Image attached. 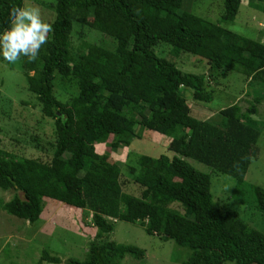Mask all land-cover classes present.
I'll list each match as a JSON object with an SVG mask.
<instances>
[{
	"label": "trees",
	"instance_id": "16d2710c",
	"mask_svg": "<svg viewBox=\"0 0 264 264\" xmlns=\"http://www.w3.org/2000/svg\"><path fill=\"white\" fill-rule=\"evenodd\" d=\"M242 1L223 0L220 22H212L184 7L185 0H54L48 43L35 62L24 57L19 65L42 112L54 120L51 158L16 157L0 148V188L22 193L3 208L29 222L40 218L46 200L90 212L95 239L84 259L69 257L65 264L142 259L145 250L136 245L98 241L113 230L111 220H142L147 233L189 248L179 264H264V231L220 205L211 192L210 173L193 164L217 167L242 182L259 151L257 121L251 118L256 106L242 111L230 104L213 122L194 117L184 94L189 89L193 101L209 102L213 92L208 82L230 71L248 76L264 93V43L222 24L234 20ZM249 1L264 12V0ZM13 5H23V0H0V31L9 26ZM74 22L116 40L115 47L84 41L73 51ZM158 42L171 46L175 55L190 52L206 59L207 72H187L158 56L153 50ZM58 76L75 80L70 102L53 94ZM254 94L259 102L261 95ZM142 128L177 146L171 155L141 154L136 165H129L131 179L141 188L137 196L123 191L121 166L109 159L108 151L141 138ZM253 199L264 216V188L255 186ZM174 202L183 211L169 207ZM41 259L61 262L45 251Z\"/></svg>",
	"mask_w": 264,
	"mask_h": 264
},
{
	"label": "rangeland",
	"instance_id": "374dc122",
	"mask_svg": "<svg viewBox=\"0 0 264 264\" xmlns=\"http://www.w3.org/2000/svg\"><path fill=\"white\" fill-rule=\"evenodd\" d=\"M223 0H185L184 7L212 22H220L223 12ZM38 6L42 18L51 23L55 17L54 0H23V5ZM224 27L264 43V12L255 8L251 1L243 0L234 20L222 23ZM71 49L77 51L84 42L103 44L108 48L115 47L116 40L103 36L102 32L92 30L80 23H73L70 36ZM155 53L173 61L180 69L192 73H205L208 69L206 59L190 52L175 55L171 46L158 42L153 47ZM23 58L16 64H9L0 56V148L6 155L31 157L48 162L51 158L54 141V120L44 115L41 104L28 89L26 74L19 67ZM32 72H29L31 74ZM208 80V79H207ZM250 78L236 71H230L223 78L208 82L207 88L212 91L209 102L193 101L189 89L184 90L191 114L199 119L220 120V109L237 103L242 111L250 105L256 106L251 118L257 121L256 131L259 148L258 155L250 159L242 182L233 173H223L217 167H207L193 163L198 169L210 173L211 192L220 205L230 214L241 219L250 227L264 231V216L256 208L253 199V188H264V95L261 87L250 83ZM75 80L58 76L54 83L53 94L62 102H70L76 93ZM260 96V101H255ZM141 138L133 137L128 146L115 150L109 148V159L119 162L120 180L124 192L139 195L141 188L133 182L129 174V165H136L141 154L157 157L160 154L171 155L177 142L162 134L142 128ZM142 131V130H141ZM115 136L108 139L114 141ZM107 147V145L105 146ZM97 149L98 146H97ZM15 193L20 191L0 188V264H65V259L74 257L84 259L90 242L95 239L96 228L91 225V215L87 210L46 200L40 218L35 222L21 219L8 213L3 205ZM183 211L180 204L169 205ZM113 230L107 237L99 239L113 240L122 244H133L145 250L142 259L125 256L124 264H179L187 258L190 249L178 245L174 240H163L145 230L142 220L127 222L111 220ZM60 258V263L41 259L43 252ZM224 264H233L226 262Z\"/></svg>",
	"mask_w": 264,
	"mask_h": 264
},
{
	"label": "clouds",
	"instance_id": "9594fccd",
	"mask_svg": "<svg viewBox=\"0 0 264 264\" xmlns=\"http://www.w3.org/2000/svg\"><path fill=\"white\" fill-rule=\"evenodd\" d=\"M8 14L9 26L0 31V56L9 64H16L22 57L35 62L53 31L51 23L42 18L40 8L34 5H13Z\"/></svg>",
	"mask_w": 264,
	"mask_h": 264
},
{
	"label": "crops",
	"instance_id": "0c3cea01",
	"mask_svg": "<svg viewBox=\"0 0 264 264\" xmlns=\"http://www.w3.org/2000/svg\"><path fill=\"white\" fill-rule=\"evenodd\" d=\"M259 33H261L262 35L264 34V33H263V32H261V31H260ZM163 136H164V135H163ZM166 137H167V136H166Z\"/></svg>",
	"mask_w": 264,
	"mask_h": 264
}]
</instances>
